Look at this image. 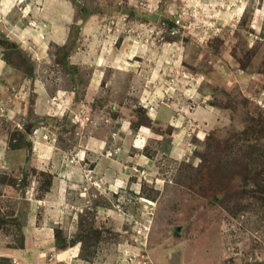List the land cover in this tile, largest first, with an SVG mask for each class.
<instances>
[{
  "label": "rangeland",
  "instance_id": "374dc122",
  "mask_svg": "<svg viewBox=\"0 0 264 264\" xmlns=\"http://www.w3.org/2000/svg\"><path fill=\"white\" fill-rule=\"evenodd\" d=\"M251 118L264 0H0V264H264Z\"/></svg>",
  "mask_w": 264,
  "mask_h": 264
},
{
  "label": "trees",
  "instance_id": "16d2710c",
  "mask_svg": "<svg viewBox=\"0 0 264 264\" xmlns=\"http://www.w3.org/2000/svg\"><path fill=\"white\" fill-rule=\"evenodd\" d=\"M173 26V24H171V23H169V26ZM251 122H253V127H252V129L254 128V131H253V133H254V135L255 134H260V131H262V130H264V126L261 128L259 125H261V124H264L263 122H261V121H259V120H254L253 118H251ZM262 129V130H261ZM263 132V131H262ZM248 149H250V152H251V154H254L256 151H257V148L255 147V146H252L251 144H248ZM256 181H258L259 182V180L258 179H255ZM260 183H262V185H263V187H264V178H263V180H261L260 181ZM258 191L262 194V195H264V190H261L260 188H258ZM253 194H254V192H253ZM254 196V195H253ZM260 201H261V203L263 204V202H264V196H263V198H260V197H257Z\"/></svg>",
  "mask_w": 264,
  "mask_h": 264
},
{
  "label": "crops",
  "instance_id": "0c3cea01",
  "mask_svg": "<svg viewBox=\"0 0 264 264\" xmlns=\"http://www.w3.org/2000/svg\"><path fill=\"white\" fill-rule=\"evenodd\" d=\"M80 151V154L78 155V159H79V162H84L86 158V153L88 152L87 150V147L86 148H82ZM83 154H84V159H83ZM82 155V156H81ZM113 162V161H112ZM71 166V165H70ZM61 171H64V168H62ZM67 173H68V169L65 170ZM61 173V172H60ZM62 177H65L63 174H62ZM60 185V183H58ZM56 189H58V186L56 187ZM56 195H59V192L56 193ZM33 263H35V258H33Z\"/></svg>",
  "mask_w": 264,
  "mask_h": 264
}]
</instances>
